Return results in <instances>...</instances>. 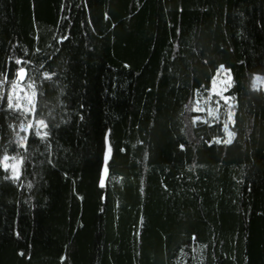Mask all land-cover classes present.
<instances>
[{
    "label": "trees",
    "instance_id": "obj_1",
    "mask_svg": "<svg viewBox=\"0 0 264 264\" xmlns=\"http://www.w3.org/2000/svg\"><path fill=\"white\" fill-rule=\"evenodd\" d=\"M256 80L264 0H0V264H264Z\"/></svg>",
    "mask_w": 264,
    "mask_h": 264
},
{
    "label": "rangeland",
    "instance_id": "obj_2",
    "mask_svg": "<svg viewBox=\"0 0 264 264\" xmlns=\"http://www.w3.org/2000/svg\"><path fill=\"white\" fill-rule=\"evenodd\" d=\"M220 72L214 78L212 82V95H215L223 100H227V98L225 97V93L230 86V79L225 72H222V71ZM263 87H264V82H261L260 80H256L253 85V88L255 90H258L259 88H263ZM16 97L17 98L24 97L25 99H27V101H30L31 99V96L26 91H24L21 87H18L16 89ZM11 164H15V162L9 163V165ZM9 168L11 169V167Z\"/></svg>",
    "mask_w": 264,
    "mask_h": 264
},
{
    "label": "snow or ice",
    "instance_id": "obj_3",
    "mask_svg": "<svg viewBox=\"0 0 264 264\" xmlns=\"http://www.w3.org/2000/svg\"><path fill=\"white\" fill-rule=\"evenodd\" d=\"M221 68H223V65H221ZM19 73H20L21 78H22L23 73H24V69L21 68V69L19 70ZM29 102L31 103L32 101L30 100ZM9 107H12L11 102L9 103ZM230 118H231V117H230ZM40 123H43V122L41 121ZM225 128H227V125H225ZM45 135H46V134H45ZM230 135H231V134H230ZM182 147H183V146H182ZM3 159H4V161H8L9 159H13V160H15L16 158H15V157L9 158L8 156H5ZM22 162H23V161H22V159H21L18 163L11 164V165H9L8 163H4V164H3V167H4L5 170H7L9 167H11V169H12V178H13V179H16V178H18V176H19V164L22 163ZM29 187H31V185H29Z\"/></svg>",
    "mask_w": 264,
    "mask_h": 264
},
{
    "label": "water",
    "instance_id": "obj_4",
    "mask_svg": "<svg viewBox=\"0 0 264 264\" xmlns=\"http://www.w3.org/2000/svg\"><path fill=\"white\" fill-rule=\"evenodd\" d=\"M29 130H30V125L27 127V130H26V136L28 137V134H29Z\"/></svg>",
    "mask_w": 264,
    "mask_h": 264
}]
</instances>
